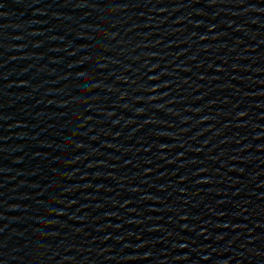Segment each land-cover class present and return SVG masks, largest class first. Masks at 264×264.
I'll list each match as a JSON object with an SVG mask.
<instances>
[{"label": "water", "instance_id": "1", "mask_svg": "<svg viewBox=\"0 0 264 264\" xmlns=\"http://www.w3.org/2000/svg\"><path fill=\"white\" fill-rule=\"evenodd\" d=\"M0 264H264V0H0Z\"/></svg>", "mask_w": 264, "mask_h": 264}]
</instances>
